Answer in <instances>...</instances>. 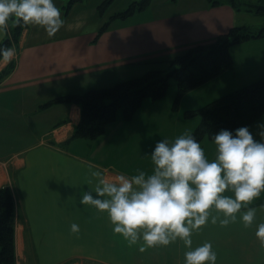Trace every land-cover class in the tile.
<instances>
[{
    "label": "crops",
    "instance_id": "1",
    "mask_svg": "<svg viewBox=\"0 0 264 264\" xmlns=\"http://www.w3.org/2000/svg\"><path fill=\"white\" fill-rule=\"evenodd\" d=\"M102 1L77 2L65 12L66 0H56L65 20L60 30L49 37L43 27L27 24L10 46L13 58L0 59V73L11 68L0 80V187L8 188L14 198L17 264H183L182 241L141 252L139 244L130 246L112 231L106 212L80 203V190H90L86 182L95 183L91 176L95 168L113 174L132 175L137 169L150 173L151 156L146 153L163 139L160 131L167 130L171 141L182 134L178 131L191 130V122L178 119L169 132L156 121L158 111L164 119L171 115L168 108L144 100L130 120L117 114L100 137L72 138L80 107L53 100L158 67L168 70L165 60L213 42L232 26H245L237 20L245 10H235L228 2L211 6L207 0H152L142 11L110 20L98 33L132 0H113L100 14ZM11 25L0 34V42ZM229 51L233 67L191 90L198 92L189 101L204 104L264 75V36L232 45ZM160 56L164 61L155 64ZM262 124L264 114L249 126L255 139H261ZM165 125L163 120L161 126ZM200 143L211 159L213 140L204 138ZM262 205L264 192L250 205L257 207L256 222L264 220ZM73 221L80 225L79 233L70 230ZM255 226L245 227L239 218L221 226L209 218L193 233L194 244L212 240L217 264H264Z\"/></svg>",
    "mask_w": 264,
    "mask_h": 264
},
{
    "label": "clouds",
    "instance_id": "2",
    "mask_svg": "<svg viewBox=\"0 0 264 264\" xmlns=\"http://www.w3.org/2000/svg\"><path fill=\"white\" fill-rule=\"evenodd\" d=\"M10 20L41 26L49 37L65 23L56 0H0V34ZM13 56L14 49L0 43V58L10 61ZM259 135L255 139L247 125L222 128L211 137V159L192 131L171 141L163 137L146 153L154 164L150 173L113 174L90 166L95 183L86 182L90 190L81 188L80 203L106 212L112 231L130 246L139 244L141 252L182 241L183 264H217L213 241L193 240L209 218L221 226L238 218L245 227L255 223V236L264 247V220L256 222L257 207L250 206L264 192V124ZM70 230L79 233L80 225L73 221Z\"/></svg>",
    "mask_w": 264,
    "mask_h": 264
},
{
    "label": "trees",
    "instance_id": "3",
    "mask_svg": "<svg viewBox=\"0 0 264 264\" xmlns=\"http://www.w3.org/2000/svg\"><path fill=\"white\" fill-rule=\"evenodd\" d=\"M84 0H67L63 9L67 12L74 3ZM113 0H103L98 6L102 14ZM152 0H133L123 10L110 16L98 33L112 19H124L144 10ZM211 6L228 2L235 10L256 11L264 15L263 3L244 0H207ZM27 24L13 23L9 35L0 43L10 47L17 43ZM264 36V27L251 31L244 26H232L209 44L193 46L182 54L166 60L170 67L164 75L160 69L147 70L141 75L118 81L110 86L91 88L79 94L56 97L53 102L75 103L80 107V119L72 138L94 140L105 132L107 125L116 120L120 112L124 120H130L144 100L156 101L167 92L170 79L177 85L174 108L180 99L191 90L233 67L229 48L249 39ZM1 59V58H0ZM11 68L0 73V80ZM264 114V75L258 79L236 87L197 108L186 109L184 116L199 117L192 132L201 142L212 140L214 133L222 128L234 130L240 126H250ZM15 203L10 190L0 187V264H15L14 244Z\"/></svg>",
    "mask_w": 264,
    "mask_h": 264
},
{
    "label": "rangeland",
    "instance_id": "4",
    "mask_svg": "<svg viewBox=\"0 0 264 264\" xmlns=\"http://www.w3.org/2000/svg\"><path fill=\"white\" fill-rule=\"evenodd\" d=\"M66 2H67V0H66ZM239 16L240 17L237 20L239 22L240 21L246 22L243 24L245 26H247V28L253 32L258 31L261 27H264V24H263L264 15H263V13H257L256 11H251L250 13H249V11H240ZM9 23H11L13 25L14 22L12 20H10ZM158 59H159V61H155L154 62L155 64L156 63L161 64L164 61L163 58H161V56ZM164 62H166V60ZM162 67H164V66H162ZM159 68L160 67H158V69ZM169 70H170V67L168 68V70H163L162 73L164 75H166L169 72ZM201 90H203V89H201ZM197 92H198V90L194 91V93H189V92L186 93L178 102L177 107L174 108L173 106H174V99L176 98V94H177V85H176V81L174 79H170L169 86L167 88V92H166L165 96H163L162 98H160L156 101H152L151 103H149V105L154 104V105L158 106L159 108H162V107L166 108L167 107L168 111L171 113V115H166V117L164 119L163 112L158 111L156 121L159 123V127H166L170 132L172 129H174L172 127H176L178 119L181 121L182 120H188L186 122H191V124L193 125V127H190L191 130H189V131H192L194 129V127L197 125V123L199 121V117L195 116V117L187 118L184 116V111L186 109L197 108L198 106L200 107V105H203V104H195L194 101L193 102L189 101L191 96H194ZM184 100H188V101H184ZM148 102H150V100L146 99L144 101V104H147ZM191 105H198V106L196 107V106H191ZM118 115H119V117L122 116L120 112L118 113ZM153 118H155V117H153ZM121 120H122V117H121ZM163 120L166 123L165 126H161ZM150 121H152V118L148 120V122H150ZM183 128L184 127H181V129H183ZM184 132H186V131H178V133H184ZM160 135H161V137H168L167 136V130L166 131H164V130L160 131ZM127 163L125 164V166L127 165ZM147 163H149L150 168L153 169L154 164H153L152 160H149ZM15 264H17L16 259H15Z\"/></svg>",
    "mask_w": 264,
    "mask_h": 264
}]
</instances>
